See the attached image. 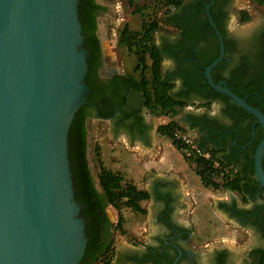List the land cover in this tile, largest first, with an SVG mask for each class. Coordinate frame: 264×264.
I'll list each match as a JSON object with an SVG mask.
<instances>
[{"label": "flooded vegetation", "instance_id": "obj_1", "mask_svg": "<svg viewBox=\"0 0 264 264\" xmlns=\"http://www.w3.org/2000/svg\"><path fill=\"white\" fill-rule=\"evenodd\" d=\"M244 1L185 0L166 15V29L155 30L152 34V37L155 34L159 37L155 44L162 57V77L174 84L169 92L186 103L182 111L185 126L195 133L197 141L205 148L216 149L225 162L226 171L228 169L231 176L240 180L239 190H230L225 198H219L212 206L222 217V227L230 225L242 234V244L234 246L226 239L214 240L209 236L210 229L196 228L194 221L181 211L186 205L181 203L176 189L169 186L163 195H159V204L149 210L145 208L144 216L125 209L127 221L123 228L131 232L133 242L122 246L115 245L116 236L125 234L114 229L118 213L112 206L104 207L107 223L102 222L97 243L103 247L113 242L111 264H264V187L255 177L254 163L255 150L264 130L253 113L214 87L207 74L209 69L214 84L228 88L264 113V5L249 1L254 5L251 8ZM97 4L103 10L106 7ZM103 10L96 18L98 52L94 57L83 33L87 50L84 80L89 90L86 101L72 119L73 122L82 108L86 159L91 181L98 192H102L100 179L90 158L91 123L110 118L132 139L148 140L153 129L146 116L150 111L144 94L132 86L133 70H128L124 64L120 68L106 67L98 21ZM244 12L250 15L248 19H244ZM190 104H197L201 109L192 108ZM108 112H112L111 116L102 115ZM262 166L264 170V155ZM73 182L76 197L74 177ZM212 190L215 189L210 188ZM76 200L81 204L80 214L87 225L89 217L82 213L83 203L77 197ZM108 209L116 211V220L109 215ZM197 209L202 211L201 207ZM150 213L153 216L150 233L144 236L142 225L135 226L133 218L141 222ZM108 223L110 234L105 231ZM222 227L214 226L212 233ZM86 235L84 254L90 240L87 232ZM244 241L247 243L243 244Z\"/></svg>", "mask_w": 264, "mask_h": 264}, {"label": "water", "instance_id": "obj_2", "mask_svg": "<svg viewBox=\"0 0 264 264\" xmlns=\"http://www.w3.org/2000/svg\"><path fill=\"white\" fill-rule=\"evenodd\" d=\"M86 58L79 0H0V264H77L84 254L69 128L89 90ZM207 72L264 130V113ZM263 155L264 136L254 154L264 187Z\"/></svg>", "mask_w": 264, "mask_h": 264}, {"label": "trees", "instance_id": "obj_3", "mask_svg": "<svg viewBox=\"0 0 264 264\" xmlns=\"http://www.w3.org/2000/svg\"><path fill=\"white\" fill-rule=\"evenodd\" d=\"M185 0H157L152 5L151 11L145 12V7L138 3H131L134 12L140 13L142 22L138 30L125 25L120 30L119 45L127 48L129 53L135 56L138 74L131 75V83L135 89L143 92L147 108L151 114L165 115L170 121L158 128L160 135L169 138L172 144L182 152L192 169L200 177L204 186L212 189L239 190V178L231 176L225 169V162L217 155L216 149L205 148L204 144L197 141L198 146L208 152L210 157L205 158L192 150L182 138V134L189 131L181 126L174 117L181 113L186 103L170 94L174 86L162 77V57L155 43L146 44L142 39H151L155 30H165L166 15L174 12ZM264 5V0H252ZM149 6L148 2H145ZM94 0H79V15L82 22V30L86 35V41L94 57L98 52V39L95 35L96 18L103 10ZM248 12H244V19L249 18ZM142 41V42H141ZM91 56V58H92ZM135 71V70H134ZM133 71V72H134ZM135 73V72H134ZM82 108L77 112L69 131V153L75 180L76 197L83 203L82 213L89 217L86 232L90 236L88 248L78 264H111L113 258L112 243H106L103 247L98 245L101 236V224L107 223L103 215L104 207L112 206L118 213V222L114 229H120L127 233L123 224L127 221L124 211L130 209L137 215L144 216L147 212L143 203L150 197L149 192L140 187L132 178H126L121 171H114L103 165L99 146L96 148L97 162L99 164L98 176L102 192H98L91 181L86 159L85 134L86 129L82 120ZM112 112L103 113L104 117L111 116ZM220 177V180L218 178ZM109 226V223H108ZM105 229L110 234V226ZM113 239V235H112ZM98 245V246H97Z\"/></svg>", "mask_w": 264, "mask_h": 264}, {"label": "crops", "instance_id": "obj_4", "mask_svg": "<svg viewBox=\"0 0 264 264\" xmlns=\"http://www.w3.org/2000/svg\"><path fill=\"white\" fill-rule=\"evenodd\" d=\"M200 109L201 107L197 108V110ZM146 116L153 125L151 137L148 140L132 139L119 130L114 120L101 119L106 122L99 133L100 140H98L103 165L114 171H121L126 178H132L140 187L146 189L150 197L143 206L148 210L151 205L161 202L160 196L169 186L176 189L184 206L191 204L197 208L196 204L206 201V192H211L210 188L203 185L200 177L171 140L159 134V126L169 122L170 118L159 115L156 116L158 121H153L154 118L150 113ZM174 119L191 132L185 126L181 113ZM115 214L117 213H112L114 220H116Z\"/></svg>", "mask_w": 264, "mask_h": 264}, {"label": "rangeland", "instance_id": "obj_5", "mask_svg": "<svg viewBox=\"0 0 264 264\" xmlns=\"http://www.w3.org/2000/svg\"><path fill=\"white\" fill-rule=\"evenodd\" d=\"M103 5H106L108 10H106V7L104 8L102 14H100L98 21H99V34L103 41V48L104 53L106 57V61L108 63V66L120 68L123 66V64L128 68V70H135V74H138L139 69H137V61L135 56L127 50L126 47L119 45V35L120 30L125 25H130L132 29L138 30V28L141 25L142 17L140 13L134 12V8L132 7V4H129V0H100ZM157 0H131V3H138L141 6L145 7L146 11L152 10V5L156 3ZM252 0H245L244 2L246 4H249ZM149 3V6H146V3ZM254 2V1H253ZM258 4L255 2V5ZM260 5V4H259ZM249 6L252 8L254 5L249 4ZM146 44L149 43H157L159 41V37L157 34L153 35L151 39L144 38L142 39ZM141 41V42H142ZM192 105V108H197L201 106H197V104ZM212 109V107H209ZM214 108V107H213ZM183 116V112H181ZM150 115L154 118L153 121H158L157 115L151 114ZM103 124L105 126L106 122H103L102 120L97 121L94 120L90 125V134H89V141H90V158L93 165V170L96 172L99 171V164L97 162V155H96V148L98 147V140H100L99 133L103 129ZM185 134V133H184ZM188 135L192 136L195 140L197 139V136L195 133L191 130ZM228 171V169H227ZM220 180V177L218 178ZM230 189H215L211 192H206V201H204L202 204H196V206L199 208H202V211L199 212L197 208H195L193 205L188 204L185 208L181 209L183 213H185V216L187 218H190L189 220L194 221V225L196 228H201V226L205 227L206 229H210L209 236L214 240L218 239H226L231 244H234V246H240L242 241H240L241 233L236 231L232 226L222 223V217L219 215L216 211V209H213L212 204L216 201H218L219 198H225L226 195L229 193ZM234 192V190H233ZM203 206V207H202ZM152 207V205H151ZM150 207V209H151ZM212 207V208H211ZM109 210V209H108ZM185 211V212H184ZM112 213H116L115 210L113 212L109 210V215L112 217ZM198 213H200L198 215ZM196 214L199 217H196ZM116 218H117V214ZM184 217V216H183ZM153 219L152 214L150 213L144 220H141L139 222V219L133 218V223L135 226L138 224L142 225V234L144 236H148L150 233V226H151V220ZM139 222V223H138ZM221 223V224H219ZM214 226H219L222 228H219L218 232H213L212 229ZM141 233V232H140ZM131 232L127 230L126 234H118L116 236L115 245H123L126 243H129L130 241L133 242V236L130 239ZM210 238V239H211ZM136 239V238H135ZM130 242V243H131ZM239 243V244H236ZM247 241H244L243 244H246ZM245 246V245H244Z\"/></svg>", "mask_w": 264, "mask_h": 264}, {"label": "built area", "instance_id": "obj_6", "mask_svg": "<svg viewBox=\"0 0 264 264\" xmlns=\"http://www.w3.org/2000/svg\"><path fill=\"white\" fill-rule=\"evenodd\" d=\"M181 136L183 140L185 141V143H187L192 150L196 151L198 154L204 156L205 158L210 157L211 155L210 152L200 148L196 140L192 136L188 135L187 133L182 134Z\"/></svg>", "mask_w": 264, "mask_h": 264}, {"label": "bare ground", "instance_id": "obj_7", "mask_svg": "<svg viewBox=\"0 0 264 264\" xmlns=\"http://www.w3.org/2000/svg\"><path fill=\"white\" fill-rule=\"evenodd\" d=\"M105 63H106V67H110V66H108V63H107V61H106Z\"/></svg>", "mask_w": 264, "mask_h": 264}]
</instances>
